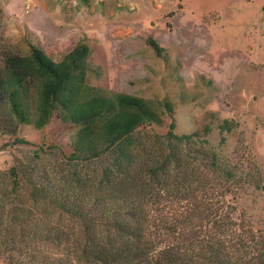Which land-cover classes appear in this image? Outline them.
<instances>
[{
    "label": "rangeland",
    "instance_id": "rangeland-1",
    "mask_svg": "<svg viewBox=\"0 0 264 264\" xmlns=\"http://www.w3.org/2000/svg\"><path fill=\"white\" fill-rule=\"evenodd\" d=\"M80 42L90 47L89 84L144 98L161 114L160 123L140 129L144 143L172 125L178 135L210 127L207 145L184 147L197 156L198 170L210 172L203 186L188 202L153 207V214H168L177 206L161 238L196 254V240L217 233L209 222L218 221L234 241L233 262L262 264L264 0H0V65L6 52L28 55L33 47L60 61ZM6 124L0 116V191L12 187L8 172L21 161L58 166L60 150L73 152L78 127L58 110L42 128L22 124L13 135ZM216 157L234 173L227 185L209 165ZM72 168L92 172L94 165ZM205 194L218 201L217 217L199 208ZM27 207L32 235L0 230V264H94L81 251L89 244L81 219L43 199Z\"/></svg>",
    "mask_w": 264,
    "mask_h": 264
},
{
    "label": "trees",
    "instance_id": "trees-1",
    "mask_svg": "<svg viewBox=\"0 0 264 264\" xmlns=\"http://www.w3.org/2000/svg\"><path fill=\"white\" fill-rule=\"evenodd\" d=\"M149 44L158 53L163 50L155 39ZM89 57L90 47L83 42L60 61L38 47L28 55L9 51L2 57L0 116L11 134L16 135L22 124L44 127L55 110L78 127L73 152L60 150L58 166L21 161L10 168L12 187L0 191L4 236L8 228L20 227L18 231L31 237L32 227L25 222L31 214L28 201L43 199L81 219L89 241L81 251L94 264H238L232 261L235 245L230 233L229 241L225 236L226 224L209 222L217 233L196 240L198 252L193 254L161 238L177 206L168 214L152 213L162 201L188 202L203 186L210 172L198 170L197 156L190 158L184 147L207 145L210 127L178 135L172 125L165 134L153 133L151 144L144 143L140 129L160 123L161 114L144 98L89 84ZM198 152L206 155L207 150ZM80 163H91L94 170L74 171ZM209 165L220 185L231 182L233 171L217 157ZM214 197L205 194L200 199L199 208L210 217L218 216Z\"/></svg>",
    "mask_w": 264,
    "mask_h": 264
}]
</instances>
